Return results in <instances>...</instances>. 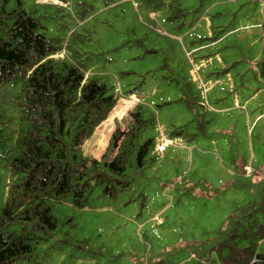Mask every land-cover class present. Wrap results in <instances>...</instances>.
Instances as JSON below:
<instances>
[{"label":"rangeland","instance_id":"rangeland-1","mask_svg":"<svg viewBox=\"0 0 264 264\" xmlns=\"http://www.w3.org/2000/svg\"><path fill=\"white\" fill-rule=\"evenodd\" d=\"M20 1L59 48L57 62L116 98L83 154L99 159L114 126H135V111L134 142L153 140L113 195L95 185L83 207L53 201L57 227L27 264H223L215 251L230 216L264 201V0ZM10 93L0 88V205L14 179Z\"/></svg>","mask_w":264,"mask_h":264},{"label":"trees","instance_id":"trees-1","mask_svg":"<svg viewBox=\"0 0 264 264\" xmlns=\"http://www.w3.org/2000/svg\"><path fill=\"white\" fill-rule=\"evenodd\" d=\"M20 6V0L10 10L0 6V88L11 89L9 100L18 111H11L18 119L6 164L14 179L0 205V264H27L35 255L42 234L47 238L57 227L53 201L70 196L83 207L95 185L113 195L125 186L119 176L130 158L141 166L153 145L151 139L134 142L141 121L135 111V126H114L99 159L83 154L82 145L109 116L116 98L77 64L57 62L53 55L59 48ZM217 246L223 264H264V201L230 216Z\"/></svg>","mask_w":264,"mask_h":264}]
</instances>
